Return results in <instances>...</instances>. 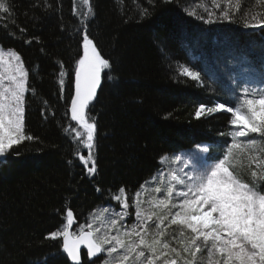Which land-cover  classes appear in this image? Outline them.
Listing matches in <instances>:
<instances>
[{
    "label": "trees",
    "instance_id": "obj_1",
    "mask_svg": "<svg viewBox=\"0 0 264 264\" xmlns=\"http://www.w3.org/2000/svg\"><path fill=\"white\" fill-rule=\"evenodd\" d=\"M12 2L14 25L0 13V48L15 50L31 74L35 96L26 93L25 126L27 134L35 139L17 147L19 157L13 153L7 162H0V264H44L45 260L47 264H70L61 254L62 237L56 241L46 239L66 223L69 207L76 220L75 232L81 224L87 228L86 221L93 224L94 231L101 226L94 212L98 215L110 206L121 211L109 197L125 187L132 205L127 220L130 226L135 221L136 193L141 191V184H147L160 171L163 160L197 144H209L217 150L215 142L222 139L220 133L227 134L230 129V115L216 113L198 119L195 113L201 104L210 107L230 102L207 77L201 83L179 75L180 65L199 69L206 57V65L220 77L219 82L227 83L228 72L224 74L212 66L215 58L208 51L211 41L229 37L235 42L228 51L232 58H238L241 52L255 56V49L264 52V34H245L243 28L245 19H264V3L239 0L243 7L235 14V23L205 25L188 16L185 9L207 18L206 8L218 14L228 6L226 0H218L219 10L211 0H156L154 8L148 0H90V5L77 4L76 0ZM237 2L231 0V7L235 8ZM89 6L95 18L88 34L102 56L110 60V74L118 78L114 84L104 77L91 109L97 123L94 177L85 174L77 163L85 152L83 144L75 142L79 140L75 133L64 132L65 128L75 127L69 109L74 63L79 58L84 29L79 36L75 30ZM143 8H148L150 16L141 19ZM20 28L26 30L24 34H20ZM201 38L207 42L200 45ZM252 61L259 66V60ZM61 63L69 74L66 99L61 98L59 86ZM248 155L264 159L258 151ZM69 160L73 161L71 166ZM249 163L246 156L238 169L245 180H251V170L262 171L255 164L249 169ZM151 200L140 202L146 215L155 210ZM171 227L178 238L172 246L180 249L179 230ZM103 259L100 256L95 264H103ZM81 264L90 262L83 257Z\"/></svg>",
    "mask_w": 264,
    "mask_h": 264
},
{
    "label": "snow or ice",
    "instance_id": "obj_2",
    "mask_svg": "<svg viewBox=\"0 0 264 264\" xmlns=\"http://www.w3.org/2000/svg\"><path fill=\"white\" fill-rule=\"evenodd\" d=\"M155 2L148 0L153 8ZM162 2L171 3L172 0ZM261 2L264 3V0ZM211 3L215 9H221L218 0H211ZM226 3L228 6L219 10L218 14L206 8L207 18L197 15L194 10L185 11L188 16L201 20L205 25L235 23V14L241 11L243 5L239 0L235 8L231 7V0H226ZM83 4L90 5V0H83ZM44 7L48 8L49 5L45 3ZM73 11L75 13V8ZM0 13L15 24L12 0H0ZM81 15L84 18L79 21L75 35H80L81 28L84 34L77 51L79 58L74 63V92L71 94L69 110L71 121H75L84 132L82 134L76 127L65 128L64 132L75 133L79 137L75 142L82 143L88 149V156L81 155L79 159L85 165L88 175L94 177L97 171L93 151L96 147L97 123L96 117L91 115V109L98 97V89L102 88L104 77L114 84L118 83V78L110 74L113 71L110 60L102 56L88 34V28L95 18L94 9L89 6L88 12ZM140 16L141 19L149 17L148 8H143ZM243 28L245 34L255 35L257 31L264 34V19L256 16L250 20L245 19ZM8 30L5 27V31ZM19 31L24 34L26 30L20 28ZM9 34L15 36L13 32ZM5 64L11 73L7 76L8 86H5ZM180 69L179 75L192 81L202 83L207 77L213 85L220 87L221 93L230 103L217 102L210 107L201 104L195 115L199 119L202 116L211 118L218 112L230 114L229 131L227 134L220 133L222 139L215 142L216 151L212 145L197 144L195 149L173 154L174 161L182 167L171 174L165 198L149 201L159 211L154 210L146 215L140 206L141 193L138 190L137 199L133 201L136 208L135 221L130 226L127 220L131 218L129 209L132 205L125 187L109 197L120 205L121 211L116 212L111 206L104 208L94 217L101 225L94 231L93 224L86 221L88 231L81 224L79 235L70 232L75 220L69 207L66 212L67 222L61 228L51 231L46 239L56 241L62 237L61 254H66L74 264H81L82 245L91 258L90 264H95V259L100 256L104 257L103 264H181V261L183 264H264V159L248 155L252 151L264 155V58L257 67L247 52H241L238 58L230 62L227 83H220V77L206 64L199 69L181 64ZM30 75L15 50L0 48L2 162H7L13 153L19 157L21 154L16 151L17 147L35 139L27 134L25 126L28 102L26 93L31 92L35 96ZM68 76L61 63L59 86L61 98L64 99L69 91L66 80ZM41 111L45 114L43 109ZM246 156L250 161L249 169L252 164L262 169L260 172L251 170V180L243 179L238 171ZM89 162L91 167H88ZM68 164L71 166L73 161L69 160ZM172 182L179 187L174 188ZM140 188L144 189L145 184H141ZM100 191L97 188V192ZM162 191L161 188L156 189L157 193ZM171 226L179 230L180 249L172 246V242L178 238ZM44 264H47L46 260Z\"/></svg>",
    "mask_w": 264,
    "mask_h": 264
},
{
    "label": "rangeland",
    "instance_id": "obj_3",
    "mask_svg": "<svg viewBox=\"0 0 264 264\" xmlns=\"http://www.w3.org/2000/svg\"><path fill=\"white\" fill-rule=\"evenodd\" d=\"M78 1L83 4V0H78ZM182 37H183V40H184L186 38V35L183 34ZM195 37H196V39L198 38L197 36H195ZM194 39L195 38H193V40ZM216 41H217L216 39H212L211 45L209 46V50L207 49L209 52H211V54L214 55L215 60L212 61V66L214 68L220 66L217 63V61H216V58H217L216 56L220 52V51L218 52L219 47H221V45H222V43L221 44H217L218 42H216ZM220 41H221V39H220ZM222 41H223V39H222ZM206 42L207 41H205L204 39L201 38L200 45L202 43H206ZM233 43L235 44V42H233ZM222 52L226 53L227 51L225 50V51H222ZM202 64H203V66L206 64V57H203ZM208 68L210 70H212L210 66ZM3 70H4V73H5V86H8V84H7V76L10 75L11 73H10V70H9L7 64H5L3 66ZM73 122H74L75 127L83 134L84 130L82 128H80V126L75 121H73ZM77 138L79 139V137H77ZM85 139H86V136H85ZM84 150H85V152H83L84 153L83 156L87 157L88 156V149L85 146H84ZM161 163L160 164H161L162 167H161L160 171L156 172V174L152 178H150L148 180L147 184H145V188L144 189H141V191H140L141 195L139 197L140 202L147 203L144 200H146L148 198L152 199L151 201H154L155 199H164L165 198V193H166V187L169 185V183L171 181V174L174 171H178L179 168L182 167V165L179 162L174 161L173 156L172 157H168L167 159L163 160ZM161 173H163V175H161ZM153 178H155V179H153ZM172 185H173L174 188L179 187V186L175 185L174 182H172ZM157 188H161L163 191L161 193H157L156 192ZM151 205H152V207H154L153 204H151ZM155 211H159V209H155ZM144 213L146 214L145 211H144Z\"/></svg>",
    "mask_w": 264,
    "mask_h": 264
},
{
    "label": "bare ground",
    "instance_id": "obj_4",
    "mask_svg": "<svg viewBox=\"0 0 264 264\" xmlns=\"http://www.w3.org/2000/svg\"><path fill=\"white\" fill-rule=\"evenodd\" d=\"M76 2H77V4H82L78 0H76ZM220 39H221V41H220ZM222 39H223V41H222ZM217 42H218L217 44H221L222 43V45L218 49V52L219 51L220 52L216 56L217 57L216 61L220 65V66H218V68L221 69V71L224 74H226L228 72V70H229L230 62L234 59V58L231 57V54H228V51L230 52L231 51L230 49H233L234 46H232V45L234 43L229 37H226V36L222 37V38H218ZM252 49L253 48H251L250 50H252ZM225 50L227 51L226 53L222 52V51H225ZM254 53H255V56H252V54L249 55V58L251 60H254V61L258 62V60L261 61V59L264 58V52L263 51H260L259 49H255ZM78 156H80V153H78ZM77 163L83 169V172L88 175L87 169H86L85 165L80 162V159H78ZM66 212H67V210H66ZM66 212H65V214H66ZM96 213H98V212L97 211L94 212L95 216H97Z\"/></svg>",
    "mask_w": 264,
    "mask_h": 264
},
{
    "label": "water",
    "instance_id": "obj_5",
    "mask_svg": "<svg viewBox=\"0 0 264 264\" xmlns=\"http://www.w3.org/2000/svg\"><path fill=\"white\" fill-rule=\"evenodd\" d=\"M98 91H99V89H98ZM65 217H66V214H65ZM74 220H75V219H74ZM66 222H67V220H66ZM74 225H75V223H74ZM74 225H73V227H74ZM73 227L69 229L70 232L72 231ZM62 243H63V239H62ZM81 254H83V255L85 256L86 260H89V261H90L91 258H89V257L87 256V249H86V247H84L83 245L81 246ZM64 255H65L66 259L68 260V262H69L70 264H74L73 261H71L69 258H67L66 254H64ZM97 258H98V257H97Z\"/></svg>",
    "mask_w": 264,
    "mask_h": 264
}]
</instances>
